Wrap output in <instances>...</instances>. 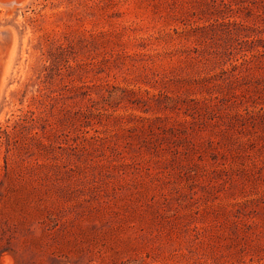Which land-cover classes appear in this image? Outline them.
Returning <instances> with one entry per match:
<instances>
[{"label":"rangeland","instance_id":"1","mask_svg":"<svg viewBox=\"0 0 264 264\" xmlns=\"http://www.w3.org/2000/svg\"><path fill=\"white\" fill-rule=\"evenodd\" d=\"M20 1L0 264H264V0Z\"/></svg>","mask_w":264,"mask_h":264},{"label":"bare ground","instance_id":"2","mask_svg":"<svg viewBox=\"0 0 264 264\" xmlns=\"http://www.w3.org/2000/svg\"><path fill=\"white\" fill-rule=\"evenodd\" d=\"M16 1V0H15ZM21 1H23V0H21ZM20 1V2H21ZM24 1H26V0H24ZM27 2V1H26ZM1 3V2H0ZM11 3V2H10ZM14 2H12V4H13ZM24 3V2H23ZM17 4V3H16ZM21 4V3H20ZM15 5V4H14ZM23 5V4H22ZM21 5V6H22ZM2 6H4V4L2 5ZM7 6H8V4H7ZM6 6V7H7ZM10 6V5H9ZM12 6V5H11ZM16 6V5H15ZM18 6V5H17ZM8 8V7H7ZM11 8V7H10ZM14 7H12V9H13ZM16 8V7H15ZM8 29V28H7ZM10 29V28H9ZM1 31H3V30H1ZM5 31H6V29H5ZM12 32V31H11ZM1 33V32H0ZM7 33V32H6ZM12 35H9V33H8V35L7 36H5L6 37V39H7V42L5 43V45H6V47L5 48H3V51L1 50V54L3 53L4 54V52L5 51H7L8 52V55H12L13 54V52H14V47H15V36H14V34L13 33H11ZM8 37V38H7ZM0 39H1V37H0ZM2 39H4V38H2ZM1 39V41L3 42V40ZM0 41V42H1ZM4 41H6V40H4ZM1 44V43H0ZM2 45H4V43H2ZM4 57H5V55H4ZM2 59H3V56H2ZM7 61V57H6V59H4V61ZM11 62V61H10ZM5 63H8V62H5ZM4 64L2 63V65H1V67L3 66ZM7 65V64H6ZM4 67V66H3ZM0 70H2V71H0V72H4L5 70H4V68L3 69H0ZM0 78H1V76H0ZM2 79H3V77H2ZM2 81V80H1ZM0 81V82H1Z\"/></svg>","mask_w":264,"mask_h":264}]
</instances>
